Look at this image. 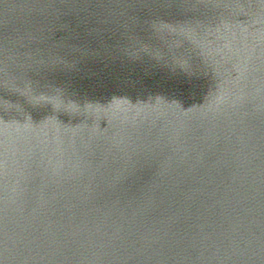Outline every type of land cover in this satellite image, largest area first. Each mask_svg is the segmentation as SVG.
Segmentation results:
<instances>
[{
  "label": "water",
  "instance_id": "water-1",
  "mask_svg": "<svg viewBox=\"0 0 264 264\" xmlns=\"http://www.w3.org/2000/svg\"><path fill=\"white\" fill-rule=\"evenodd\" d=\"M0 264H264V0H0Z\"/></svg>",
  "mask_w": 264,
  "mask_h": 264
}]
</instances>
